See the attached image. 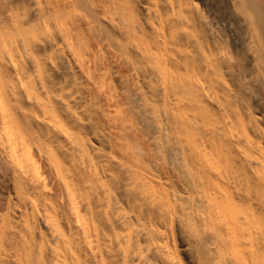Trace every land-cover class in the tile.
<instances>
[{"label": "bare ground", "instance_id": "bare-ground-1", "mask_svg": "<svg viewBox=\"0 0 264 264\" xmlns=\"http://www.w3.org/2000/svg\"><path fill=\"white\" fill-rule=\"evenodd\" d=\"M0 264H264V0H0Z\"/></svg>", "mask_w": 264, "mask_h": 264}]
</instances>
